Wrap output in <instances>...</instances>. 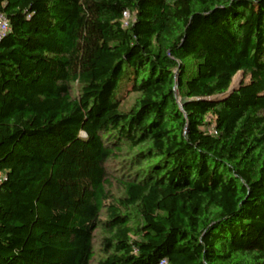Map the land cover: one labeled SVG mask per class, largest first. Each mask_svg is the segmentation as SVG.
I'll list each match as a JSON object with an SVG mask.
<instances>
[{
	"label": "trees",
	"instance_id": "1",
	"mask_svg": "<svg viewBox=\"0 0 264 264\" xmlns=\"http://www.w3.org/2000/svg\"><path fill=\"white\" fill-rule=\"evenodd\" d=\"M0 11V264H264V0Z\"/></svg>",
	"mask_w": 264,
	"mask_h": 264
},
{
	"label": "rangeland",
	"instance_id": "2",
	"mask_svg": "<svg viewBox=\"0 0 264 264\" xmlns=\"http://www.w3.org/2000/svg\"><path fill=\"white\" fill-rule=\"evenodd\" d=\"M135 20V14L128 13L127 19L123 22V25L127 27L129 24H132ZM248 80L244 79V74L242 72L238 73L234 78L232 82L233 86H238L242 82H247ZM80 87L78 84L72 85V93L75 97H78L80 95ZM138 94H128L123 99V102L120 106L123 111H129L134 106L135 102L138 99ZM131 155L128 152V150H124L123 153L119 154V156L113 157L106 166L107 175L112 178L111 186L108 187V191L111 193V199H118L120 197L124 196V191L119 184V181L122 180L125 177H128L130 173H132L134 170L132 169L131 163H130ZM112 201L107 202V204H110ZM134 221H138L137 213L131 212ZM107 215L106 210H104L101 219L105 221ZM103 238V233L100 230H97L95 232V238H94V248H95V256L94 261L92 264H97L100 260H102L104 257L101 253V239Z\"/></svg>",
	"mask_w": 264,
	"mask_h": 264
},
{
	"label": "built area",
	"instance_id": "3",
	"mask_svg": "<svg viewBox=\"0 0 264 264\" xmlns=\"http://www.w3.org/2000/svg\"><path fill=\"white\" fill-rule=\"evenodd\" d=\"M128 13L124 14V21L127 19ZM10 30L9 28V22L4 15L3 12L0 11V37H3L8 31ZM4 180V177L0 173V183H2ZM159 264H167L166 261H161Z\"/></svg>",
	"mask_w": 264,
	"mask_h": 264
},
{
	"label": "water",
	"instance_id": "4",
	"mask_svg": "<svg viewBox=\"0 0 264 264\" xmlns=\"http://www.w3.org/2000/svg\"><path fill=\"white\" fill-rule=\"evenodd\" d=\"M237 89L238 88L236 86L232 87V84H231L229 94H233V92L236 91Z\"/></svg>",
	"mask_w": 264,
	"mask_h": 264
}]
</instances>
